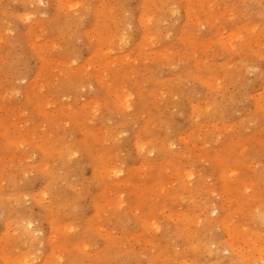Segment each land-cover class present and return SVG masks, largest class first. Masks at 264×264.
Returning <instances> with one entry per match:
<instances>
[{
    "label": "rangeland",
    "instance_id": "374dc122",
    "mask_svg": "<svg viewBox=\"0 0 264 264\" xmlns=\"http://www.w3.org/2000/svg\"><path fill=\"white\" fill-rule=\"evenodd\" d=\"M40 1L0 0V264H264V0Z\"/></svg>",
    "mask_w": 264,
    "mask_h": 264
},
{
    "label": "bare ground",
    "instance_id": "6f19581e",
    "mask_svg": "<svg viewBox=\"0 0 264 264\" xmlns=\"http://www.w3.org/2000/svg\"><path fill=\"white\" fill-rule=\"evenodd\" d=\"M30 1H34V0H30ZM39 1V0H38ZM43 0H41L40 2H42ZM61 2V1H60ZM32 3V2H31ZM64 3H66V2H64ZM76 3V2H75ZM84 3H85V1H84ZM202 3V2H201ZM202 4H204V3H202ZM210 4V3H209ZM65 5V4H64ZM68 8V7H67ZM161 16V15H160ZM23 17V16H22ZM227 17V16H226ZM229 17V16H228ZM70 18V17H69ZM153 18V17H152ZM208 19V18H207ZM144 20V19H143ZM149 20H151L150 18H149ZM148 20V22H150ZM210 20V19H209ZM147 22V21H146ZM152 22V21H151ZM158 22V21H157ZM167 22V21H166ZM207 22V21H206ZM121 23V22H120ZM163 23V22H162ZM80 24V23H79ZM122 27V26H121ZM150 28V27H149ZM161 28V27H160ZM40 30V29H39ZM167 30V29H166ZM119 31V30H118ZM124 31V30H123ZM122 31V32H123ZM158 31V30H157ZM224 31V30H223ZM109 33H111V32H109ZM112 34V33H111ZM231 34V33H230ZM108 35V34H107ZM154 35H152V37H153ZM232 36V35H231ZM41 37V36H40ZM104 37V36H103ZM147 37V36H146ZM158 37V36H157ZM101 39V38H100ZM151 39V38H150ZM231 39V38H230ZM210 41V40H209ZM228 41V40H227ZM112 42V41H111ZM118 42V41H117ZM220 42V41H219ZM224 42V41H223ZM108 43V42H107ZM158 43V42H157ZM256 43V42H255ZM112 44H113V42H112ZM118 44V43H117ZM153 44V43H152ZM208 44V43H207ZM227 44V43H226ZM228 45V44H227ZM227 45H226V47H227ZM260 45V44H259ZM229 46V45H228ZM120 47V46H119ZM205 47V46H204ZM231 47V46H230ZM233 47V46H232ZM100 49V48H99ZM165 49V48H164ZM105 50V49H104ZM109 55V54H108ZM166 55V54H165ZM141 56V55H140ZM115 58V57H114ZM44 59H45V57H44ZM107 60V59H106ZM110 60V59H109ZM49 61V60H48ZM111 61H112V59H111ZM114 61H115V59H114ZM163 63V62H162ZM108 63H106V65H107ZM109 65V64H108ZM250 69V68H249ZM105 71V70H104ZM106 72V71H105ZM109 74V73H108ZM105 76V75H104ZM232 76V75H231ZM23 78V77H22ZM206 79V78H205ZM103 80V79H102ZM104 81V80H103ZM205 81V80H204ZM207 81V80H206ZM211 82V81H210ZM104 83V82H103ZM207 83V82H206ZM214 85V84H213ZM215 88V87H214ZM119 94V93H118ZM122 95V94H121ZM130 95L131 94H129L128 95V97H124L125 99H123L122 100V102H124V103H122V104H124L125 105V107H127V108H129L130 106H131V103H130ZM125 96H127V95H125ZM123 98V97H122ZM132 99V98H131ZM121 102V101H120ZM263 103H264V101H263ZM69 105V104H68ZM132 107V106H131ZM127 112V111H126ZM209 133V132H208ZM187 140V139H186ZM12 143V142H11ZM100 145V144H99ZM169 148V147H168ZM242 151V150H241ZM232 154V153H231ZM242 154V153H241ZM103 160V159H102ZM35 165V164H34ZM181 167V166H180ZM48 168H50V167H48ZM118 169V168H117ZM233 169V168H232ZM232 169H230V170H232ZM114 170V169H113ZM116 170V169H115ZM120 170V169H119ZM116 172H118V170L116 171ZM120 172V171H119ZM118 172V173H119ZM235 172V171H234ZM193 173V172H192ZM229 173V172H228ZM227 173V174H228ZM104 174V173H103ZM113 174V173H112ZM117 174V173H116ZM115 174V175H116ZM186 174H188V173H186ZM191 174V173H190ZM190 174L187 176L186 175V178L188 177L189 178V176H190ZM194 174V173H193ZM235 174V173H234ZM117 176V175H116ZM185 181V180H184ZM189 181V180H188ZM188 183V182H187ZM191 183V182H190ZM183 186V185H182ZM225 187V186H224ZM162 188V187H161ZM192 188V187H191ZM235 188V187H234ZM242 188V187H241ZM248 188H249V186H248ZM226 189V188H225ZM223 194V193H222ZM193 198V197H192ZM229 201V200H228ZM232 202V201H231ZM243 202V201H242ZM231 204V203H230ZM181 207V206H180ZM241 209V208H240ZM239 212V211H238ZM260 213V212H259ZM237 216V215H236ZM262 216H264V211L263 212H261L260 214H258V219H259V217L261 218ZM178 218V217H177ZM263 218V217H262ZM260 220V219H259ZM190 221V220H189ZM189 223V222H188ZM199 223H200V221H199ZM52 226V225H51ZM229 227V226H228ZM231 228V227H230ZM229 228V229H230ZM233 228V227H232ZM28 230V229H27ZM190 232V231H189ZM230 232V231H229ZM237 233V232H236ZM251 235H253V234H251ZM35 236V235H34ZM245 236V235H244ZM258 239V238H257ZM256 239V240H257ZM45 240V239H44ZM251 242H253V241H251ZM250 247V246H249ZM248 248V247H247ZM257 248V247H256ZM260 250V249H259ZM258 251V250H257ZM249 253V252H248ZM261 258V257H260ZM11 259V258H10ZM66 259V258H65ZM262 260V259H261ZM10 261H13V259H11ZM16 261H17V259H16ZM22 262V261H21ZM10 263V262H9ZM19 263H20V261H19Z\"/></svg>",
    "mask_w": 264,
    "mask_h": 264
}]
</instances>
